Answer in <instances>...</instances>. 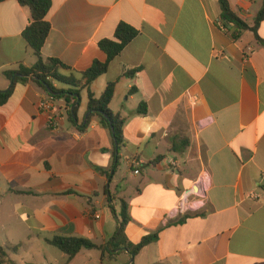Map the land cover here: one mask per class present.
<instances>
[{
  "label": "crops",
  "instance_id": "0c3cea01",
  "mask_svg": "<svg viewBox=\"0 0 264 264\" xmlns=\"http://www.w3.org/2000/svg\"><path fill=\"white\" fill-rule=\"evenodd\" d=\"M227 2L252 27L264 0ZM219 15L217 0H51L41 55L72 71L105 62L98 44L120 23L138 32L89 87L98 98L116 82L109 109L125 120L123 145L108 179L111 132L96 120L78 132L63 100L55 101L62 127L52 131L38 108L47 94L15 85L0 106V248L20 245L13 264H264V47L251 31L234 41ZM29 22L16 0L0 2V91L11 86L3 72L36 62L22 37ZM257 33L264 41V20ZM86 107L85 89L78 124ZM179 139L187 146L172 151ZM203 174L204 206L184 223V214L166 221L183 198H195ZM107 195L116 211L118 200L127 204L129 243L154 233L157 241L135 257L82 249L70 260L46 243L62 236L108 245L118 223Z\"/></svg>",
  "mask_w": 264,
  "mask_h": 264
},
{
  "label": "trees",
  "instance_id": "16d2710c",
  "mask_svg": "<svg viewBox=\"0 0 264 264\" xmlns=\"http://www.w3.org/2000/svg\"><path fill=\"white\" fill-rule=\"evenodd\" d=\"M4 1V0H0ZM18 4L25 7L30 12V22L22 32V37L33 51L36 62L31 67L19 65L16 70L3 72V75L12 85L6 91H0V106L4 105L16 84L25 85L32 83L44 91L47 96H51L56 100H63L65 104V117L67 121L80 133L85 132L92 121L96 120L104 129H107L113 135L115 140V148L113 151L114 164L112 171L107 173L108 179H111L112 173L115 171L118 160L120 147L123 145L124 118L119 114H113L109 109V105L113 99L116 82L107 84L100 97L95 98L89 90L91 84L100 76L107 72L109 63L116 58L123 49L138 35V32L128 26L120 23L115 30L113 39H105L99 42L98 46L106 55L105 62L95 61L92 66L84 72H75L54 58L44 59L41 55V50L44 42L50 31V25L47 22V15L51 7V0H16ZM220 15L219 22L223 26L224 31L230 37L237 41L240 39L244 31H251L255 41L264 47V41L258 36V28L264 20V2L261 9L257 13L252 27H249L240 20L230 9L227 0H217ZM136 71L125 72L124 76L131 77ZM48 89L54 95L48 94ZM87 90V107L88 114L85 124H78L77 111L80 105V93L82 90ZM133 91V90H132ZM141 114L146 112V107L141 104L138 108ZM187 143L184 140H172L171 150L180 152L184 150ZM109 209L118 225L114 236L109 241L108 245H96L86 239L76 237L54 236L51 239H46V243L57 248L72 259L80 250H98L102 254L107 253L109 257L116 255L117 251L125 250L132 257L137 256L142 249L155 243L158 239V234L154 233L143 237L140 242L133 245L128 242L124 230L130 217L128 207L124 200L119 201V210L116 211L111 205L114 197L107 195ZM189 218L186 214L178 223H184ZM20 245H15L7 248H0V264L10 263L9 254H15L19 250Z\"/></svg>",
  "mask_w": 264,
  "mask_h": 264
},
{
  "label": "built area",
  "instance_id": "2783aa9c",
  "mask_svg": "<svg viewBox=\"0 0 264 264\" xmlns=\"http://www.w3.org/2000/svg\"><path fill=\"white\" fill-rule=\"evenodd\" d=\"M220 29L224 30L223 26L219 24ZM56 99H54L51 96H47L44 99H42L39 104L38 108L44 112L47 117V127L52 131H59L62 127L63 123V115L59 113V109L55 104ZM212 123V118H207L201 122H199V126L205 127L208 124ZM174 163H170V165H173ZM135 174H138V171L134 172ZM197 186H198V192L194 195V199L189 198H183L182 201L174 207L168 214L167 220L175 219L182 214H187L189 212L198 211L200 208L204 206V199L206 197V192L209 187V180L207 174H203L200 176V178L197 180ZM250 198H257V196L253 193L249 194Z\"/></svg>",
  "mask_w": 264,
  "mask_h": 264
},
{
  "label": "water",
  "instance_id": "95a60500",
  "mask_svg": "<svg viewBox=\"0 0 264 264\" xmlns=\"http://www.w3.org/2000/svg\"><path fill=\"white\" fill-rule=\"evenodd\" d=\"M10 85H12V83H11ZM48 94H50V95H54V93H53L51 90H49V89H48ZM87 116H88V114H86V116H85V121L83 122V124L86 123Z\"/></svg>",
  "mask_w": 264,
  "mask_h": 264
}]
</instances>
